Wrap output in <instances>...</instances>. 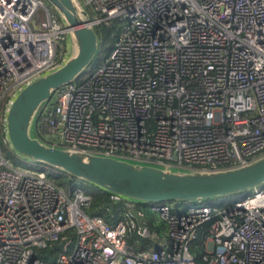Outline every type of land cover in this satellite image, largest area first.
Returning a JSON list of instances; mask_svg holds the SVG:
<instances>
[{
  "label": "built area",
  "instance_id": "2783aa9c",
  "mask_svg": "<svg viewBox=\"0 0 264 264\" xmlns=\"http://www.w3.org/2000/svg\"><path fill=\"white\" fill-rule=\"evenodd\" d=\"M83 6L89 25L119 20L120 35L80 82L41 104L34 136L52 147L171 170L228 169L264 156V0ZM71 31L46 0H0V264H264L262 187L229 204L198 200L181 210L110 193L128 208L110 223L87 214L93 198L83 188L66 190L47 171L5 157L10 101L67 60ZM133 209L164 221L165 236L147 220L140 225ZM141 239L158 248H139Z\"/></svg>",
  "mask_w": 264,
  "mask_h": 264
},
{
  "label": "water",
  "instance_id": "95a60500",
  "mask_svg": "<svg viewBox=\"0 0 264 264\" xmlns=\"http://www.w3.org/2000/svg\"><path fill=\"white\" fill-rule=\"evenodd\" d=\"M46 1L72 28L73 52L60 67L25 85L11 101L6 113V131L17 153L140 204L203 201L252 191L264 184V156L228 169L171 170L89 151L52 147L34 136L32 125L41 104L56 89L74 82L89 68L99 48L96 30L89 25V12L79 0ZM131 213L143 226L146 217L137 209ZM64 245L65 242L55 244L54 248Z\"/></svg>",
  "mask_w": 264,
  "mask_h": 264
},
{
  "label": "trees",
  "instance_id": "16d2710c",
  "mask_svg": "<svg viewBox=\"0 0 264 264\" xmlns=\"http://www.w3.org/2000/svg\"><path fill=\"white\" fill-rule=\"evenodd\" d=\"M95 30L99 38V48H98L97 55L95 59L93 60L91 66L87 68L76 79V82H80L88 71H90L91 69L99 65L104 60V58L112 51V49L115 47L116 41L121 32V22L119 20H116L111 27H107L104 25L96 26ZM32 162L34 163V166L36 168L41 167L42 170L47 171L48 176L50 178H53L59 186H62L61 182H67L69 185V189L73 190L74 188L78 187L79 182L87 183L90 186L87 192L91 194L93 198L92 206L89 210H87V214L89 216L100 215L104 217L108 222L116 223L118 220L123 218L124 213L128 209L125 207L124 201H121L118 203L113 202L110 198V192L102 189L101 187L95 184L89 183L84 180L77 179L49 165L39 163V162H34V161ZM261 187L264 188V184ZM247 192L237 193V194H233L229 196L237 197L234 200L236 201L248 195L251 191H247ZM212 199L203 200V203L209 204L211 203ZM170 203H173L175 207L177 208L178 205H180L181 203H185V202L184 201H172ZM146 217H147L148 226L152 230H155L158 233H160L162 236H165L167 232V224L153 214L146 213ZM203 236H204V233L201 232L200 239H202ZM136 239H137V236H132L129 238L130 242L132 243H135ZM197 244H198V247L195 248V251L197 255L200 257L204 252V248L203 246H201L200 240ZM139 248L141 249L158 248L157 241L150 240V239H141ZM43 256L45 258H48L46 256V253Z\"/></svg>",
  "mask_w": 264,
  "mask_h": 264
},
{
  "label": "rangeland",
  "instance_id": "374dc122",
  "mask_svg": "<svg viewBox=\"0 0 264 264\" xmlns=\"http://www.w3.org/2000/svg\"><path fill=\"white\" fill-rule=\"evenodd\" d=\"M81 5L85 4V0H79ZM72 51V50H71ZM73 52V51H72ZM20 91V90H19ZM18 91V92H19ZM18 92L15 94V96L18 94ZM15 98V97H14ZM13 98V99H14ZM12 101V100H11ZM10 101V103H11ZM9 104V100H5L2 103V107L3 108H7ZM4 137V132L0 127V138L2 139ZM4 150V155L7 159L10 160V162L12 163L13 166L16 167H21V168H32V169H41V167L36 168L34 166V163L30 160H27L25 158H23L19 153H17L13 147L10 146H4L3 147ZM53 179V178H52ZM54 180V179H53ZM55 181V180H54ZM60 183V182H58ZM62 186L66 189L69 190V185L67 182H61ZM78 187L83 188L86 192L88 191V189L90 188V186L87 183H83V182H79ZM237 197H233V196H225V197H216L213 198L211 200V204L213 205H223V204H229L230 202L234 201ZM139 208H143L142 205L139 206ZM157 217V216H156Z\"/></svg>",
  "mask_w": 264,
  "mask_h": 264
},
{
  "label": "crops",
  "instance_id": "0c3cea01",
  "mask_svg": "<svg viewBox=\"0 0 264 264\" xmlns=\"http://www.w3.org/2000/svg\"><path fill=\"white\" fill-rule=\"evenodd\" d=\"M185 205H186L185 203H181L180 205H178V207H177V208H178L179 210H181V209H183V208H184V206H185Z\"/></svg>",
  "mask_w": 264,
  "mask_h": 264
},
{
  "label": "bare ground",
  "instance_id": "6f19581e",
  "mask_svg": "<svg viewBox=\"0 0 264 264\" xmlns=\"http://www.w3.org/2000/svg\"><path fill=\"white\" fill-rule=\"evenodd\" d=\"M248 193V192H247Z\"/></svg>",
  "mask_w": 264,
  "mask_h": 264
}]
</instances>
